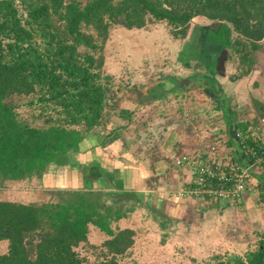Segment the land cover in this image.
<instances>
[{"label":"trees","instance_id":"obj_1","mask_svg":"<svg viewBox=\"0 0 264 264\" xmlns=\"http://www.w3.org/2000/svg\"><path fill=\"white\" fill-rule=\"evenodd\" d=\"M196 17L215 25L203 31L208 44L204 55L213 73L218 56L235 69L229 81L247 76L257 64L261 67L256 54H264V0H0V184L39 181L60 165L70 180L76 179L74 172L80 174L81 186L98 187L104 176L112 180L115 173L94 160L67 167L68 158L80 152L95 129L112 120L127 124L132 115L119 108V90L103 71L102 50L110 29L138 30L163 22L172 39L183 40ZM261 70L264 79V65ZM188 80L212 92V81L197 75ZM132 93L137 106L162 100L167 92L161 81L152 80ZM213 97V109L221 112L227 127L225 146L236 141L233 159L252 162L241 144L256 155L264 153V146L249 136L246 125L235 122L219 89ZM259 106L264 116V105ZM22 108L29 110V120L21 116ZM111 136L105 135V142ZM243 151L246 155L240 156ZM200 156L202 162L206 152ZM255 167L258 171L249 173L256 180L254 203L264 211V160ZM61 186L49 192V202L0 200V241L7 243L0 264H119L118 258L133 245V231L109 227L107 221L119 217L98 202L106 191ZM114 193L139 200L133 191ZM88 226L106 236L99 246L88 244ZM82 246L97 251L94 261L87 263L79 255L76 250ZM254 247L201 264H264V232Z\"/></svg>","mask_w":264,"mask_h":264},{"label":"rangeland","instance_id":"obj_2","mask_svg":"<svg viewBox=\"0 0 264 264\" xmlns=\"http://www.w3.org/2000/svg\"><path fill=\"white\" fill-rule=\"evenodd\" d=\"M206 29H215L214 22H209L201 17L193 18L189 22L186 37L183 40H174L169 34V28L163 22L150 23L140 31H128L120 26H113L109 31L102 50L103 71L112 76L114 89L118 88L119 90V93L115 95L116 99L117 97L119 99L127 98V96L133 99L132 91L149 85L152 81L151 78L158 76L159 78L156 81H161L162 89L167 92L164 95L166 97L161 100L160 104L153 105L154 113L142 112L145 115V119L151 116H158L157 114L160 115L159 106L163 107L166 105L163 109L169 115L173 114L176 108H183L190 103L192 105L190 107L195 111L198 110L197 114L200 115H197L195 122L189 120L185 122L183 118H177L181 123L174 124L175 127L176 125L179 127L176 132H180L183 137L185 136L189 143H195L197 134H200L204 137L202 148L215 146L219 151L233 153L225 147L224 142L220 141L217 136H211L209 134L211 132L207 130V126L212 124V119L214 118L211 117L213 116L211 111L213 110L212 98H214L215 90L218 89L217 83L213 78L217 76V78L224 77L228 79L235 69L228 64L226 65V70H224L226 66L219 65L217 73L220 72L218 74L221 76L215 75L216 72L213 75H209V67L207 66L209 63L206 59L207 55H204L208 47L203 37V31ZM137 44L140 45L141 50L143 49L142 53L146 54L145 60L143 59L144 57L138 55ZM149 45H154V48ZM256 58L261 67L257 68V64L253 70L262 77L261 69L264 65V54H256ZM183 59L186 60L184 61ZM138 60H140L142 66H139ZM144 64L145 66H143ZM223 70L224 72H222ZM192 75L201 76L207 81H212V83L209 82L212 92H206L205 95L203 88L197 86L193 90L194 85L191 82L183 84L185 81H189L188 78L191 79ZM182 86H185L186 89L181 90ZM207 95L209 96L208 98ZM185 96L187 97L185 98ZM20 111H22L21 116L23 118L30 119L28 109L22 108ZM195 111L193 112L195 113ZM204 111L209 114L203 115ZM207 116L210 118L207 119ZM145 119L143 118L144 121ZM136 120L137 116H134L133 123ZM186 125L187 128H185ZM98 129V135L102 137L106 130ZM93 132L96 131L94 130ZM100 132L103 134H100ZM223 132L225 134V131ZM121 136L123 135L121 134ZM151 137L150 140H146L149 141L148 144L153 145L156 140L153 136ZM107 140L111 142V138H107ZM138 140H142L141 136L138 137ZM89 148L90 146L85 144L81 149L82 152L72 155L74 158L70 156L67 161H70L71 164L69 165L68 163V166H65L69 167L73 163L75 164L76 161L88 159L91 151ZM105 152L109 151L105 150ZM92 159L96 160L97 157L94 156ZM239 162L242 165L244 159L239 160ZM253 168L254 166L251 170ZM178 171L180 172V179H151L146 182L144 190L147 191L146 193H153L154 190H165L171 193L170 196H176L175 193L188 187L191 181L189 171L184 168H180ZM51 172L47 176L49 178L52 176L55 182L50 184V186L43 184L44 177L39 181L32 178L30 181L20 183L2 182L0 184V200L24 204L53 201V197L49 192L61 190V184H58L56 179L61 174L63 175L65 171H61V168L57 167ZM67 178L71 179V175L67 176ZM70 179L66 182L68 184L65 186L67 187L66 189L82 191L100 189L106 191V194L104 193L97 200L100 204H104L105 209L111 207L109 212L111 215L114 211V214L119 217L115 222L111 221V219L109 221L106 220L109 227L111 229L127 228L133 231V245L127 250L126 255L118 258L119 264H201L203 261L208 262L214 256L242 255L244 252L255 248L258 235L264 232V211L260 206L253 203L247 207L242 201L238 203L229 201L231 204L233 202V205L230 204L229 207L222 209L212 206L214 204L212 199L193 197L192 199L197 200L196 209L189 210L187 207H183L182 210V205L177 201L175 202L177 203V208L172 205L176 210L171 211L172 208L169 210V205L167 204L159 205L158 202V205H155L157 202L155 200L163 201V194H159L155 200L139 197L138 202L133 199L124 200L125 196L122 198L117 196L114 191L122 189L115 178L108 180L104 176L101 181L97 182L99 184L98 187L95 183H87L82 185L81 188L76 186L74 180ZM249 180L246 186H249L250 191L248 193L251 196V201L254 202L256 197L255 186L250 184L251 177ZM187 199L189 200L190 198L188 197ZM88 228V244L99 246L106 239V236L96 227L88 226ZM6 246L7 243L5 241H0V254L6 251ZM88 250L87 247L83 248L82 246L76 251L81 257L86 259L87 263H90L94 261L92 254L97 251Z\"/></svg>","mask_w":264,"mask_h":264},{"label":"crops","instance_id":"obj_3","mask_svg":"<svg viewBox=\"0 0 264 264\" xmlns=\"http://www.w3.org/2000/svg\"><path fill=\"white\" fill-rule=\"evenodd\" d=\"M144 29V28H143ZM135 31H140L142 29H132ZM130 31V30H128ZM137 46V52L138 55L141 57H144L145 60L146 54L142 53L143 49L141 50L140 45ZM152 48H154V45H149ZM149 48V47H145ZM150 49V48H149ZM140 50V51H138ZM156 51V49H154ZM159 51V50H158ZM186 51V50H185ZM219 57V56H218ZM216 58L215 65L218 66L220 64L221 66L228 65L224 62V59L221 57ZM182 58V57H180ZM184 58V57H183ZM184 61L186 59H183ZM222 63V64H221ZM139 66H142V63H140V60H138ZM230 65V64H229ZM145 66V64L143 65ZM209 75H213L212 68L210 65H207ZM215 68L217 69V67ZM227 66L224 67V70H226ZM224 70L222 72H224ZM216 72V70L214 71ZM220 73V72H218ZM216 72L215 75H220ZM258 74V72H257ZM256 71H251L247 76L235 80V81H229L227 78L224 77H214L213 79L217 83V88L223 93V95L227 98V102L230 108V111L234 115V120L238 124H244L246 125V132L251 136L252 138H255L258 142H260L264 146V116L263 112L260 111L259 105H264V79L257 75ZM221 76V75H220ZM149 77V76H148ZM150 78V77H149ZM159 78L158 76L152 77L151 80L156 81V79ZM189 79V78H188ZM157 82V81H156ZM160 82V81H158ZM190 81H185L183 84H187ZM194 88H197L194 83ZM206 95L207 90L203 89ZM208 93V92H207ZM211 93V92H209ZM204 95V96H205ZM168 96V95H167ZM166 97V96H164ZM187 96H185L186 98ZM209 96L207 95V98ZM164 100V98H163ZM118 103H121L122 107L132 111V115L130 118V121L126 124L123 121L120 120H112L107 126L102 128L105 134H103L102 137H99V129H95L96 132H93L90 136V139H85L84 142H82V147L88 143H91V151L89 153L88 159H85L83 161L79 160V163L84 162H90L91 160L99 162V164H102L101 166H104L108 169H111L115 174L114 177L115 180H117L118 185L122 187V189L126 191H133L136 192L139 197H145L149 198V200H155L159 194H163V201L161 200H155L157 201L155 205H163L167 204L169 205L171 211L176 210L177 203L179 202L183 207H187V209L192 210L193 208L196 209L195 204H197V200L194 199H180L176 197L175 195L170 196V192L168 191H161V190H154L152 192H148L144 190L146 187V182L148 180L154 179V180H165L168 178L169 180H178L180 179V168L175 167L174 161L175 158L179 156H189L192 158H195V155H201L203 152H207L208 148H202V141L203 138L202 135L197 134V141L195 143H189L188 139H185V136L181 135V133H177L176 130L179 129V127L175 123L178 124L181 123L177 118L181 119L183 118L185 122L189 121H196L197 111L194 110L190 103L189 105H185L183 108H176L175 111H173V114H167L166 110L163 109L166 107L159 106L161 113L158 116H151L150 118L145 119V115L142 112L154 113V106L161 103V100L153 102V103H146L142 105H135L132 102V98L127 96V98L123 97L122 99H119L118 97ZM133 105V107H132ZM135 105V106H134ZM138 107V108H136ZM182 111H177V110ZM156 111V109H155ZM195 111V113L193 112ZM212 115L211 117H214L212 119V124L207 126L208 132H211V136H217V138L220 139V141L224 142L226 144V136L223 131H226L227 127L224 123L223 117L221 112L215 111L214 109L211 110ZM145 113V114H146ZM206 113V114H205ZM194 114V115H193ZM206 111H204L203 115H207ZM192 115V116H191ZM137 116V120L133 123V117ZM145 119V121L143 120ZM210 117L207 116V119ZM206 119V120H207ZM115 121V122H114ZM144 122V123H143ZM152 122V123H151ZM232 121H229L231 123ZM146 123V124H145ZM113 124V125H112ZM118 128V129H117ZM120 128V129H119ZM187 128V125L185 126ZM114 131V132H113ZM97 133V134H96ZM112 133L113 136L108 137L111 138V142L108 140L105 142L104 136L107 134ZM127 133V134H126ZM95 134V135H94ZM121 134L123 136H121ZM238 134V133H237ZM133 135V136H131ZM97 136V137H96ZM141 136L142 140H138V137ZM153 136L155 138V144L151 145L148 144L149 141ZM239 137L240 134H239ZM123 138V139H122ZM147 139V140H146ZM214 139V138H212ZM136 141V142H135ZM235 144H233L231 147H226L229 150H231L235 155L237 143L234 141ZM190 145V146H189ZM223 147V148H225ZM105 150L109 152H105ZM205 150V151H204ZM80 152H82L80 150ZM244 151L241 153L240 156H244ZM97 157V159H92ZM86 157V156H84ZM201 157V156H200ZM204 159V158H203ZM249 160H244L243 165L248 164ZM61 168L60 166L58 167ZM177 168V169H176ZM176 169V170H175ZM255 169H257L255 167ZM254 170V172H257V170ZM63 170H66L65 168ZM252 170V171H253ZM69 173L68 171H66ZM75 173V174H74ZM73 174L76 175V179H74V182L76 186L81 187L82 181L80 174H76L74 172ZM78 173V172H77ZM179 175V177H178ZM169 176V177H168ZM64 177V178H63ZM51 176H45L43 180V184L45 186H50V184H53L55 180ZM250 184L256 185V180L251 177ZM69 179L66 176V173L61 176H58L56 179V182L58 184L66 185V182ZM62 187V186H61ZM252 187V186H251ZM159 189V188H157ZM250 191L249 186H247L244 190V192L241 194L240 199L238 201H234L235 203L241 202L248 207L250 204H255L253 201H251V196L248 193ZM167 194V195H166ZM210 200V199H209ZM214 201V204L212 206L219 207V208H226L227 206H230V202H224V201ZM174 202V204H172ZM172 205H175L176 208H173ZM233 205V202L232 204ZM189 206V207H188ZM215 210V209H214ZM197 211V210H195Z\"/></svg>","mask_w":264,"mask_h":264},{"label":"built area","instance_id":"obj_4","mask_svg":"<svg viewBox=\"0 0 264 264\" xmlns=\"http://www.w3.org/2000/svg\"><path fill=\"white\" fill-rule=\"evenodd\" d=\"M235 137L239 139V134ZM241 147L252 158V162L246 165L236 162L231 152L219 151L215 146L208 147L202 162L199 161L200 155L175 158V167L186 169L191 177L188 187L177 191L176 196L180 199L204 197L215 201H238L250 181L251 168L264 160L263 152L256 155L252 148L243 144Z\"/></svg>","mask_w":264,"mask_h":264}]
</instances>
